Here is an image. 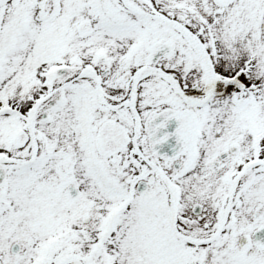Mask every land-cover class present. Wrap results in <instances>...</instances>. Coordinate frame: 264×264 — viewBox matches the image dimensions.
<instances>
[{
	"label": "snow or ice",
	"instance_id": "1",
	"mask_svg": "<svg viewBox=\"0 0 264 264\" xmlns=\"http://www.w3.org/2000/svg\"><path fill=\"white\" fill-rule=\"evenodd\" d=\"M0 264H264V0H0Z\"/></svg>",
	"mask_w": 264,
	"mask_h": 264
}]
</instances>
